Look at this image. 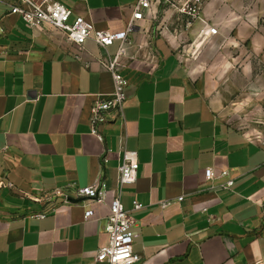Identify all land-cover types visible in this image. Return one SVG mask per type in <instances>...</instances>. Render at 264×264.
Wrapping results in <instances>:
<instances>
[{
	"label": "crops",
	"instance_id": "obj_1",
	"mask_svg": "<svg viewBox=\"0 0 264 264\" xmlns=\"http://www.w3.org/2000/svg\"><path fill=\"white\" fill-rule=\"evenodd\" d=\"M54 1L70 23L83 17L114 34L126 31L137 2ZM0 30V264H107L94 258L109 240L121 149L139 163L121 194L136 223L133 264H264V147L216 114L170 37L137 22L126 43L80 49L59 31L28 27L2 2ZM106 55L128 85L124 123L110 115L100 142L90 108L113 90L99 62ZM94 184L105 186V203L73 198ZM57 188L70 203L40 201Z\"/></svg>",
	"mask_w": 264,
	"mask_h": 264
},
{
	"label": "rangeland",
	"instance_id": "obj_2",
	"mask_svg": "<svg viewBox=\"0 0 264 264\" xmlns=\"http://www.w3.org/2000/svg\"><path fill=\"white\" fill-rule=\"evenodd\" d=\"M141 23L175 42L216 114L264 147V0H155Z\"/></svg>",
	"mask_w": 264,
	"mask_h": 264
},
{
	"label": "built area",
	"instance_id": "obj_3",
	"mask_svg": "<svg viewBox=\"0 0 264 264\" xmlns=\"http://www.w3.org/2000/svg\"><path fill=\"white\" fill-rule=\"evenodd\" d=\"M9 7V14L18 16L28 27L45 30L54 29L63 33L67 40L78 48H82L88 40H93L99 47L106 49L116 41L126 43L128 36L132 34L137 22H141L142 14L151 11L155 0H137L132 17L126 31L110 33L97 30L93 23L83 17H76L70 23L71 11L54 0H0ZM1 32V30H0ZM101 67L112 76L113 90L107 97L98 96L90 108V133L103 142L102 127L108 123L109 116L115 115L124 123V103L126 101L127 81L120 72L116 57L108 55L99 60ZM121 162L118 167L117 186L114 199L109 205L106 233L108 244L97 250L96 263L107 264H133L139 258L133 253V243L136 237L133 228L136 223L131 215L124 210L121 202L122 190L126 186L135 185L138 180V157L134 151L121 149ZM227 175V173H225ZM207 179L214 178L212 169H206ZM234 181L229 179L222 187L229 189ZM72 188V186H71ZM75 199H88L91 202L103 204L106 200L105 186L91 185L85 188L73 189ZM51 198H61L64 203L71 202V196L63 189L57 188L40 201L49 202ZM182 198L178 199L181 201ZM134 209L142 208V205L134 201ZM85 209V217L93 216V211L88 204H80ZM166 204H164L165 206ZM44 217V215H38Z\"/></svg>",
	"mask_w": 264,
	"mask_h": 264
},
{
	"label": "water",
	"instance_id": "obj_4",
	"mask_svg": "<svg viewBox=\"0 0 264 264\" xmlns=\"http://www.w3.org/2000/svg\"><path fill=\"white\" fill-rule=\"evenodd\" d=\"M73 202V201H72Z\"/></svg>",
	"mask_w": 264,
	"mask_h": 264
}]
</instances>
